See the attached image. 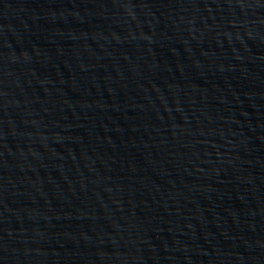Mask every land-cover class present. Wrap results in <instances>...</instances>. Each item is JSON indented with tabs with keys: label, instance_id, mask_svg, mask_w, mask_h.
I'll return each instance as SVG.
<instances>
[{
	"label": "water",
	"instance_id": "obj_1",
	"mask_svg": "<svg viewBox=\"0 0 264 264\" xmlns=\"http://www.w3.org/2000/svg\"><path fill=\"white\" fill-rule=\"evenodd\" d=\"M0 264H264L217 0H0Z\"/></svg>",
	"mask_w": 264,
	"mask_h": 264
}]
</instances>
